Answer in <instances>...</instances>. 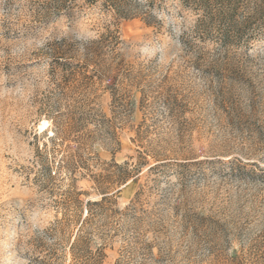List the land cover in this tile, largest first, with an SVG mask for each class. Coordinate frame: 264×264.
Masks as SVG:
<instances>
[{"label":"rangeland","instance_id":"obj_1","mask_svg":"<svg viewBox=\"0 0 264 264\" xmlns=\"http://www.w3.org/2000/svg\"><path fill=\"white\" fill-rule=\"evenodd\" d=\"M218 1L0 0V264H264V0ZM59 129L88 170L43 184Z\"/></svg>","mask_w":264,"mask_h":264},{"label":"trees","instance_id":"obj_2","mask_svg":"<svg viewBox=\"0 0 264 264\" xmlns=\"http://www.w3.org/2000/svg\"><path fill=\"white\" fill-rule=\"evenodd\" d=\"M53 3L58 7H67L74 0H52ZM89 2H96L98 0H87ZM155 0H149L148 4H143L138 0H102V4L107 7V9H111L115 15L122 19H129L141 16H150L149 7L154 3ZM186 3L194 4L197 9L202 10L204 12V16L200 21L213 20L215 17L219 15L222 17L224 15H228L227 11H222L223 9L219 6L218 0H184ZM143 11H142V10ZM230 17V15H228ZM207 17V18H206ZM231 22V20L229 21ZM63 136L62 138L56 140V136ZM53 137V138H52ZM51 141V147L48 148L47 142L43 144L41 149H37V157L40 162L39 167V178H41V182L43 184H48L53 178L51 177V166L47 162L46 156L49 152L52 154H61L59 157L60 165L59 169H66L70 179H74L73 174L78 171L80 168L88 170L87 161L84 158L83 152V141L82 135H78L75 139L71 140L72 143H65L67 141V137L65 136V132L63 130H58V132L53 133L51 137H49ZM122 181V180H121ZM71 194V193H70ZM77 194H71L68 201L63 200L61 206H63V216L68 221L74 220L77 217L76 223V233L74 236V240L71 243L70 247H75L79 241V237L81 233L85 230V225L89 217L92 215L89 210V205H97L99 202L94 201L91 203L90 201L85 202L86 213L85 216L82 217V206L83 202L77 198ZM105 200V196L102 198ZM58 228H54L52 234H57ZM57 242L48 246L46 249V253L43 258H37L36 263L38 264H58V256L55 252Z\"/></svg>","mask_w":264,"mask_h":264}]
</instances>
